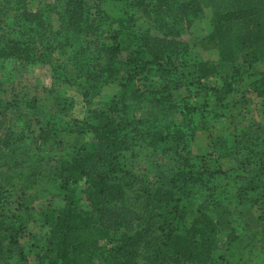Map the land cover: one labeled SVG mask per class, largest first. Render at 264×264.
<instances>
[{"label":"rangeland","instance_id":"obj_1","mask_svg":"<svg viewBox=\"0 0 264 264\" xmlns=\"http://www.w3.org/2000/svg\"><path fill=\"white\" fill-rule=\"evenodd\" d=\"M228 1L198 0L200 15L189 25L179 23L178 39L187 43L191 61L215 60L217 49L209 47L206 40L212 30V4L227 5ZM65 2L28 0L27 8L48 9L54 31L61 23ZM94 3L87 0L90 6ZM15 7V0H0V32L9 36L19 25ZM104 10L111 16L121 13L120 7L109 1ZM139 19L141 28L158 35L147 16L140 15ZM109 42L99 35L80 33L72 36L70 44L59 45L49 64L25 65L19 60L0 59V212L18 228L17 241L0 236L5 250L0 264H47L49 214L64 206L66 196L88 205L84 178L69 182L66 188L63 184L66 161L92 149L93 133L68 130V117L88 120L93 109L107 111L110 106L116 107L111 112L123 121L129 136L127 148L119 156L123 170L119 178L127 188L118 204L132 212L133 226L145 220L139 211L145 200L143 190L171 186L174 173L184 168L188 171L184 179L187 185L180 178L175 177V181L181 204L190 210L187 223L199 207L213 218L216 233L211 246L201 250L206 258L203 262L177 260L173 264H264V97L234 92L219 103L209 99L210 113L204 118L194 117L198 128L190 142V154L181 150L173 137L154 143L152 132L160 128L172 132L173 124L166 122L167 117L179 122L181 115L152 101L148 90L160 82L154 71L131 81L127 89L120 85L123 79L106 82L91 78L98 64L105 62L103 46ZM120 56L117 66L121 68L127 51ZM262 68L264 59L253 68L244 66V77ZM184 70L182 82L195 80L193 74H186L191 68ZM229 70L223 66L203 82L220 84ZM121 75L126 76L125 66ZM196 87L193 85L192 91ZM179 88L172 84L176 100L189 94L184 85ZM130 123L138 129L135 135ZM216 168L220 171L215 175L206 173ZM256 179L259 187L251 189ZM118 242L119 233L115 232L101 242L102 249L112 251ZM157 248L156 237L150 249L139 247L136 264H150L149 256ZM112 254L107 253L105 259L117 264ZM103 257L90 264H101Z\"/></svg>","mask_w":264,"mask_h":264},{"label":"trees","instance_id":"obj_2","mask_svg":"<svg viewBox=\"0 0 264 264\" xmlns=\"http://www.w3.org/2000/svg\"><path fill=\"white\" fill-rule=\"evenodd\" d=\"M27 1L15 0L19 25L14 34L0 32V59L19 60L25 65L49 64L53 51L63 42L70 44L73 35L95 34L108 38L110 42L103 46L105 62L98 64L91 78L106 82L123 79L120 85L127 89L131 81L154 71L160 82L148 90L152 101L161 109L176 110L181 115L179 122L167 117L166 122L173 124L172 132L162 128L152 132L154 143L173 137L176 145L190 154V142L198 128L194 117L204 118L210 113L209 99L219 103L234 92H252L264 97V68L248 73L247 77L243 71L244 66L253 68L264 59V0H229L227 5L213 3L212 30L206 40L209 47L217 49V60L193 61L187 43L178 39V28L179 23L189 25L200 15L198 0H94L93 6L87 4V0H66L61 23L54 31L50 29L52 17L48 9L30 10ZM108 1L120 7L119 15L111 16L104 10ZM140 15L147 16L158 35L140 27ZM126 51L127 56L121 62L126 76H122V67H118L117 62ZM223 66L230 70L223 74L220 84L203 82L217 75ZM184 69L188 70L186 74H193L195 80L182 82ZM172 84L178 88L184 85L189 94L176 100ZM193 85L197 87L192 91ZM200 96L202 100H198ZM115 110V106L107 111L93 109L88 120L68 117V130L93 133L92 149L66 161L63 184L66 188L69 182L84 178L83 191L88 205L74 196H66L64 206L49 214L47 264H90L101 256H104L101 264H109L105 259L109 252L118 259L117 264H136L139 247L150 249L155 237L158 248L150 254V264H173L177 260L203 262L206 258L201 250L211 246L216 226L213 218L199 207L187 223L190 210L181 204V193L176 192L180 188L175 181V177L180 178L187 185L184 179L188 171L184 168L174 173L171 186L143 190L145 200L139 211L145 220L139 226H133L129 216L132 212L118 204L124 199L127 188L119 178L123 171L119 156L127 148L129 136L123 121L111 112ZM130 126L135 135L138 129L131 123ZM219 171L220 168H216L206 173L213 176ZM254 181L251 189L259 187L257 179ZM115 232L119 233V242L112 251L103 250L101 242ZM17 234L18 228L7 222L0 212V236L17 241ZM3 237L0 238V258L5 251ZM18 254L24 258L21 250Z\"/></svg>","mask_w":264,"mask_h":264},{"label":"crops","instance_id":"obj_3","mask_svg":"<svg viewBox=\"0 0 264 264\" xmlns=\"http://www.w3.org/2000/svg\"><path fill=\"white\" fill-rule=\"evenodd\" d=\"M217 57H218V53L216 52V55L213 57V59L217 60ZM208 78H206L207 80ZM252 93V92H251Z\"/></svg>","mask_w":264,"mask_h":264}]
</instances>
